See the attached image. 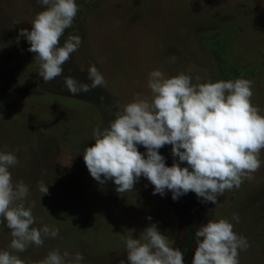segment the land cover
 Wrapping results in <instances>:
<instances>
[{"label":"rangeland","instance_id":"obj_1","mask_svg":"<svg viewBox=\"0 0 264 264\" xmlns=\"http://www.w3.org/2000/svg\"><path fill=\"white\" fill-rule=\"evenodd\" d=\"M76 2L79 11L60 45L69 33L79 35L82 43L63 66V75L44 83L30 44L22 36L17 42L19 30L30 31L44 6L37 0H0V151L17 156L13 180L29 186L24 203H35L33 226L59 229L42 247L33 245L17 254L36 262L59 249L83 254L82 264H129L126 238L139 239L156 223L170 246L183 253L184 264H192L197 229L209 219L228 218L234 231L247 239L240 264H264V149L252 179L225 191L217 205L203 202L194 192L175 201L168 190L154 195V186L143 176L133 191L119 194L113 181L101 185L93 179L83 159V150L95 143L94 129L103 130L115 118L103 109L116 113L137 94L151 98L148 80L153 70L166 77L184 72L193 83L197 76L201 82L250 79L252 103L264 115V0ZM212 49L224 60V76ZM91 65L106 84L73 96L64 78L90 83ZM231 66L238 75L230 72ZM137 147L146 153L142 145ZM159 152L171 166V145ZM41 183L48 185V194L40 192ZM11 239L10 230L0 225V250L8 249Z\"/></svg>","mask_w":264,"mask_h":264},{"label":"clouds","instance_id":"obj_2","mask_svg":"<svg viewBox=\"0 0 264 264\" xmlns=\"http://www.w3.org/2000/svg\"><path fill=\"white\" fill-rule=\"evenodd\" d=\"M37 3L44 10L37 13L30 31L19 30L17 42L21 36L26 38L28 51L38 58L39 76L48 83L63 75V66L82 43L79 35L69 33L60 45L80 6L76 0ZM87 79L90 83L67 76L64 85L76 96L106 84L95 65L89 67ZM195 80L193 83L184 72L166 77L160 70L151 71V98L137 94L115 113L107 127L94 129L95 143L83 150L92 178L101 185L111 180L116 192L125 194L133 191L143 176L154 186V195L163 196L168 190L175 201L194 192L203 202L216 205L225 191L252 179L261 167L260 153L264 149V115L252 103L254 81L237 78L201 82L199 76ZM138 145L146 153L140 152ZM165 145H171V166H166L159 152ZM185 162L187 166L182 167ZM18 163L14 152L0 151V225L6 226L12 237L8 249L0 250V264H82L83 254L67 250H51L36 262L17 254L33 245L42 247L45 239L59 234L57 227L33 226L35 203L27 207L24 203L29 186L13 180L11 169ZM40 192L48 194V185L41 183ZM233 219L239 222L238 216ZM195 240L192 264H240V251L248 247L247 239L234 231L228 218L209 219L197 229ZM125 244L129 264H184L183 253L170 246L168 236L156 223L146 227L141 238H126Z\"/></svg>","mask_w":264,"mask_h":264},{"label":"trees","instance_id":"obj_3","mask_svg":"<svg viewBox=\"0 0 264 264\" xmlns=\"http://www.w3.org/2000/svg\"><path fill=\"white\" fill-rule=\"evenodd\" d=\"M78 3V2H77ZM66 35V34H65ZM211 53H212V55H213V57L214 58H218V60H219V66L221 67V69L223 70V76H224V73H225V69H224V66H226L225 65V63H224V60H222L220 57V53H218V51H216V50H214V49H212L211 50ZM220 56V57H219ZM222 70H221V72H222ZM230 72H232V73H234L235 75H238V72L237 71H235V68L234 67H230ZM103 112H104V114L107 116V117H110V118H112L113 116H115V113L114 112H109V110H107V109H103ZM111 120V119H110Z\"/></svg>","mask_w":264,"mask_h":264}]
</instances>
